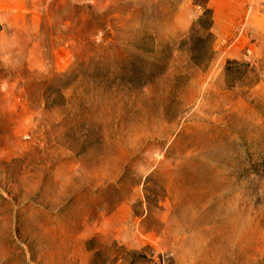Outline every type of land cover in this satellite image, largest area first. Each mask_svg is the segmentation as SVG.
I'll list each match as a JSON object with an SVG mask.
<instances>
[{
	"label": "rangeland",
	"instance_id": "rangeland-1",
	"mask_svg": "<svg viewBox=\"0 0 264 264\" xmlns=\"http://www.w3.org/2000/svg\"><path fill=\"white\" fill-rule=\"evenodd\" d=\"M0 264H264V0H0Z\"/></svg>",
	"mask_w": 264,
	"mask_h": 264
}]
</instances>
